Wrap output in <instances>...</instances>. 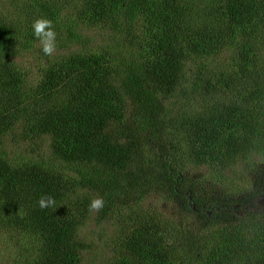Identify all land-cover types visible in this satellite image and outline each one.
Masks as SVG:
<instances>
[{"label": "trees", "instance_id": "1", "mask_svg": "<svg viewBox=\"0 0 264 264\" xmlns=\"http://www.w3.org/2000/svg\"><path fill=\"white\" fill-rule=\"evenodd\" d=\"M38 18L53 22L52 56L34 36ZM94 27L112 33L93 44L80 29ZM255 30H264V0H0V146L18 124L23 136L48 149L10 158L0 148V253L20 254L12 262L78 264L76 211L86 199L76 198L78 192L103 197L95 211L102 217L114 202L163 191L172 199L190 196L196 215L217 208L221 217L201 223L197 216L186 226L177 240L188 249L181 258L156 255L151 246L140 254L139 236L130 262L115 264H264V214L244 225L235 210L261 201L264 170L245 193L209 201L210 190L178 168L183 157L174 144L185 137L183 159L205 164L264 148V68L246 37ZM220 42L230 61L206 69ZM31 51L44 61L35 78L16 57ZM221 85L229 87L228 98L215 102ZM195 94L202 96L199 106L186 108ZM182 96L188 102L173 113V99ZM172 126L181 130L171 135ZM42 196L55 205L41 209ZM206 204L208 211H198ZM211 225L204 247L198 235ZM155 226L144 217L135 235Z\"/></svg>", "mask_w": 264, "mask_h": 264}, {"label": "rangeland", "instance_id": "2", "mask_svg": "<svg viewBox=\"0 0 264 264\" xmlns=\"http://www.w3.org/2000/svg\"><path fill=\"white\" fill-rule=\"evenodd\" d=\"M82 34L86 37H90L93 44L98 43L103 36L112 32L109 29L101 31L98 34V27L80 29ZM247 40L253 44L252 50L258 56V60L261 61L264 68V30H255L253 37L246 36ZM113 36H108L106 41H112ZM124 41H128L125 39ZM222 42V39H221ZM220 42L219 48L212 55H209L205 59L206 69L217 66L223 67V63L230 61V51L226 46L222 47ZM118 49L124 51L119 42H114ZM212 43V45H214ZM78 44H74L71 48L75 50ZM17 63L24 69L26 75H31L35 78L39 74L40 66L44 65L42 57H39L37 51H31V53L18 55ZM259 76V75H258ZM260 76H264V69L261 71ZM216 90L213 93V101H224L228 98L229 87L221 85L215 87ZM201 95L195 94L193 99L189 102L184 98L175 97L170 106L171 111H174L188 102L186 108L196 109L199 106ZM170 105V103H169ZM181 128L175 126L168 127L167 131L171 135L180 131ZM10 132L2 136V143L0 148H3L8 152L7 156L13 158L18 155L19 152L23 155L32 154L36 157L38 149L42 147L43 154L48 152L47 148H43V144H36L35 141L22 135L20 125L14 124L9 130ZM46 137H43V139ZM39 140L38 138H35ZM185 137H179L174 141L176 148L179 150L178 155L184 158L181 147L179 149L181 141ZM49 143L48 138L46 139ZM45 145V144H44ZM44 149V150H43ZM41 151V153H42ZM181 158L179 160V169L186 170L189 175L195 177V183L200 186H204L212 196L211 200L226 199V195L244 192L248 185V182L252 180L253 175L258 171L264 170V148H258L251 151L245 156H239L235 161H215L190 163L186 159ZM223 162V163H222ZM76 198H86L85 201L79 206L82 211H76L77 221H80V227L78 230V240L83 244L80 260L78 264H115L117 261L128 260L130 262L131 251L130 248L136 246V241L139 236L142 237L140 248V254L146 250L147 247L154 248V254H167L166 252L180 254L185 253L188 249H185L179 239L181 233L184 234L187 229V225L196 223V217L200 216L201 223L205 221H212V223L220 219V214L217 208H210L208 211V205L202 206L198 211H208V215L198 213L194 210V204L189 199L184 200L179 198L172 199L169 193L164 194L163 191H149L145 192L137 201H130L125 203L114 202L109 208L105 216L100 217L95 211H89V203L92 198L96 197L93 191L86 189L81 190L75 196ZM207 201V203L209 202ZM239 216L240 223L249 225L253 220L256 221L262 214H264V195L261 197V201L257 202L254 207H246L245 209L236 208ZM88 211V212H87ZM196 215V216H195ZM152 220L156 223V226L151 229V233L142 232L141 235H135L136 230L143 224V218ZM149 223V222H148ZM233 228L234 225L232 224ZM237 229V228H236ZM214 230V225L200 231L198 235V244L207 247L211 244L210 235ZM80 238V239H79ZM9 248L17 249L12 243H8ZM20 255V254H13ZM13 255H10L6 251L0 253V264H37L31 257L30 262L25 261L24 257L20 261L12 262ZM170 255V254H169ZM150 261L153 260L151 256Z\"/></svg>", "mask_w": 264, "mask_h": 264}, {"label": "clouds", "instance_id": "3", "mask_svg": "<svg viewBox=\"0 0 264 264\" xmlns=\"http://www.w3.org/2000/svg\"><path fill=\"white\" fill-rule=\"evenodd\" d=\"M34 36L39 40L41 49L46 56H52L56 51V32L53 22L46 18H38L32 24ZM55 199L50 196H42L38 204L41 209L54 206ZM104 206L103 197H94L89 203V211H99Z\"/></svg>", "mask_w": 264, "mask_h": 264}]
</instances>
